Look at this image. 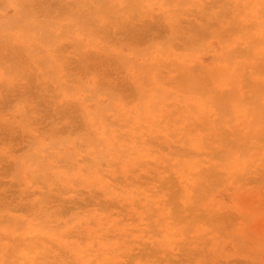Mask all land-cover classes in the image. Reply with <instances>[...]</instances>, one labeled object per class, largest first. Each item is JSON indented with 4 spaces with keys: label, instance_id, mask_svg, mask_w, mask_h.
<instances>
[{
    "label": "rangeland",
    "instance_id": "1",
    "mask_svg": "<svg viewBox=\"0 0 264 264\" xmlns=\"http://www.w3.org/2000/svg\"><path fill=\"white\" fill-rule=\"evenodd\" d=\"M0 264H264V0H0Z\"/></svg>",
    "mask_w": 264,
    "mask_h": 264
}]
</instances>
